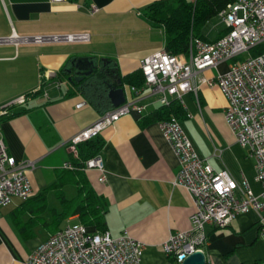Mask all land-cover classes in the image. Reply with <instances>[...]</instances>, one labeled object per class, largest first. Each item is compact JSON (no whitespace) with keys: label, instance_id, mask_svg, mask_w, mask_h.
Masks as SVG:
<instances>
[{"label":"crops","instance_id":"0c3cea01","mask_svg":"<svg viewBox=\"0 0 264 264\" xmlns=\"http://www.w3.org/2000/svg\"><path fill=\"white\" fill-rule=\"evenodd\" d=\"M154 1L0 0V37L90 35L87 42L20 40L0 45V104L34 93L41 85L39 93L31 94L25 104L11 109V115L0 118V132L9 153L18 161L35 163L27 172L31 197L13 198L0 208V264H27L32 250L54 233L57 221L53 209L57 212L59 204L57 199L49 200L53 191H46V206L40 210V201L34 197L56 180L62 164L70 158L67 141L101 115L67 80L56 85L60 81L57 71L70 58L79 59L76 64L85 67L87 62L82 58L91 55L114 58L122 75L138 70L142 57L164 48L163 26L145 16L146 7ZM91 5L98 8L93 15L88 11ZM217 17V22L213 23V17L201 28L203 40L213 41L225 32ZM20 46H26L22 57ZM229 63L221 62L202 75L214 77L226 71ZM49 72L56 76L47 77ZM16 85L30 86L15 89ZM131 87L135 86L119 88L118 103L135 99L141 111L120 117L100 133L104 144L98 155L103 161L105 180L99 181L96 169L84 173L95 193L106 201L107 229L113 235L126 230L141 241L143 264H167L169 258L162 250V242L169 233L189 228L193 201L184 188L172 184L179 163L159 122L140 124L144 115L160 105V95L149 87L138 93ZM81 101L85 104L77 107ZM179 101L186 115L178 120L197 154L208 159L215 169H227L238 182L245 177L253 193H261L253 159L224 120L227 100L220 89L202 84L196 94L186 92ZM67 187L73 186L65 187L66 194ZM66 221H76V216ZM206 233V264H253L264 260V237L254 211L238 215L226 227L207 226Z\"/></svg>","mask_w":264,"mask_h":264},{"label":"built area","instance_id":"2783aa9c","mask_svg":"<svg viewBox=\"0 0 264 264\" xmlns=\"http://www.w3.org/2000/svg\"><path fill=\"white\" fill-rule=\"evenodd\" d=\"M63 1V0H52ZM91 15L98 11L95 5L88 9ZM225 26L223 35L213 41L192 36L186 54H172L164 48L139 60L144 76L141 87H131L139 92L149 87L160 95V104L169 97L180 99L186 92L197 93L199 85L218 87L227 100L223 109L224 120L254 161L255 180L261 193L251 190L245 177L236 181L227 169H215L206 158L200 157L175 117L159 122L165 139L177 156L179 170L172 184L184 188L191 196L194 209L189 216V228L169 233L162 242L168 256L167 264H182L195 251H202L207 241V226L226 227L242 213L254 211L260 235L264 237V52L252 55L251 49L264 43V0H232L218 13ZM66 41L87 42L88 33H72L33 37L34 42ZM19 37H0V44ZM248 53L244 58L241 54ZM230 61L224 72L205 77L202 72ZM47 77L56 76L49 72ZM61 82L57 81L56 85ZM41 89V85L37 90ZM36 90V91H37ZM35 91V92H36ZM47 97V94H44ZM31 95H22L0 104V118L11 115V109L25 104ZM85 101L77 104L81 107ZM135 99L125 100L102 113L99 118L79 130L67 141L70 158L62 164L65 170L96 169L99 181L105 180L103 161L96 155L82 164L78 145L113 125L120 117L132 111H141ZM35 167L32 160H17L12 156L0 132V208L9 205L13 198L26 200L32 195V184L27 174ZM144 244L124 230L113 235L110 230L89 231L83 224H67L49 235L27 257V264H143Z\"/></svg>","mask_w":264,"mask_h":264},{"label":"trees","instance_id":"16d2710c","mask_svg":"<svg viewBox=\"0 0 264 264\" xmlns=\"http://www.w3.org/2000/svg\"><path fill=\"white\" fill-rule=\"evenodd\" d=\"M232 0H156L146 7L145 16L152 22L164 28V49L172 54H186L192 36L203 38L200 30L211 18L218 16L219 11ZM264 52V43L251 49L252 55ZM87 61L85 69L76 65L79 60L70 58L58 71L57 78L67 80L70 87L80 94L86 102L96 108L100 114L112 109L111 93L124 85L141 87L144 76L140 69L122 75L116 60L110 56L91 55L82 58ZM76 75H82L79 80ZM40 90V89H39ZM39 90L38 93H39ZM28 93L27 95L37 93ZM185 110L178 98H171L167 104H160L151 113L140 120L141 126L151 122H161L184 118ZM104 144L97 135L78 145L79 159L75 164L98 155ZM75 188L73 196H67L65 187ZM52 190L59 204L58 211L53 209L57 221L55 231L61 229L62 224L71 216H76L77 224H83L92 232H102L107 229L105 214L107 205L104 198L95 193L90 186L87 176L82 170L61 169L56 174V180L34 198L41 209L46 206V191ZM37 211V210H35ZM54 231V232H55ZM253 264H264V260H257Z\"/></svg>","mask_w":264,"mask_h":264},{"label":"rangeland","instance_id":"374dc122","mask_svg":"<svg viewBox=\"0 0 264 264\" xmlns=\"http://www.w3.org/2000/svg\"><path fill=\"white\" fill-rule=\"evenodd\" d=\"M212 21H213V23L214 22H217L218 21V17L216 16V17H214L213 19H212ZM1 46H3L4 44H0ZM24 47H26V46H20V57H22L23 56V52H22V49L24 48ZM251 52V51H250ZM248 55V53H243V54H241L238 58H244V57H246ZM29 82V81H28ZM30 85H27V86H22V85H16V86H14V88L15 89H19V88H28ZM114 91H116L115 92V94H117L116 96H114L113 97V101L114 102H117L118 101V94L120 93V90L119 89H116V90H114ZM68 188V187H67ZM66 188V190H67V196H73L74 194H75V189L73 188V187H69L68 189ZM49 200H50V202L51 201H56V198H55V196H54V194L51 192V194H50V198H49ZM67 224H71V225H73V224H77V222L76 221H64V223L62 224V226L64 227L65 225H67Z\"/></svg>","mask_w":264,"mask_h":264},{"label":"water","instance_id":"95a60500","mask_svg":"<svg viewBox=\"0 0 264 264\" xmlns=\"http://www.w3.org/2000/svg\"><path fill=\"white\" fill-rule=\"evenodd\" d=\"M26 41L28 42H33V37H28L26 38ZM46 41H50V39H46ZM87 62V61H86ZM77 65V64H76ZM87 67V65L85 67H80L82 69H85ZM82 77V75H76L75 79L79 80ZM112 94V93H111ZM112 98V97H111ZM113 101V99H112ZM113 103L117 106L118 101ZM122 103V102H121ZM182 264H206V258H205V254L202 251H195L193 252L191 255H189L188 257H186Z\"/></svg>","mask_w":264,"mask_h":264}]
</instances>
